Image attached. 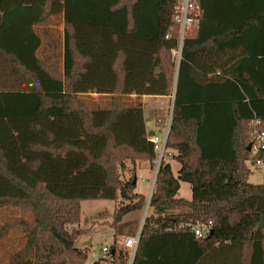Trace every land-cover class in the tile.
<instances>
[{
    "label": "trees",
    "instance_id": "16d2710c",
    "mask_svg": "<svg viewBox=\"0 0 264 264\" xmlns=\"http://www.w3.org/2000/svg\"><path fill=\"white\" fill-rule=\"evenodd\" d=\"M181 1L0 0V209L30 213L0 229V242L23 234L8 264H86L82 232L67 226L79 224L82 202L119 198L130 203L115 211L111 259L127 264L117 238L145 197L118 168L159 156L142 103L127 98L172 95L166 149L181 168L176 177L163 158L150 201L157 217L146 219L133 264H264V185L249 182L256 159L245 143L252 121L264 130V0H193L202 15L177 65ZM61 14L57 72L38 56L35 27ZM88 94L109 106L90 108ZM181 182L191 200L178 197ZM210 222L198 238L193 227Z\"/></svg>",
    "mask_w": 264,
    "mask_h": 264
},
{
    "label": "rangeland",
    "instance_id": "374dc122",
    "mask_svg": "<svg viewBox=\"0 0 264 264\" xmlns=\"http://www.w3.org/2000/svg\"><path fill=\"white\" fill-rule=\"evenodd\" d=\"M36 32L43 38V46L38 52V56L45 61L47 64L57 65V72L62 71V60H63V46H64V17L63 15H56L51 17L45 23L40 24L35 27ZM50 36L52 39V45H48L46 38L44 37ZM54 50V51H53ZM46 51L45 53H43ZM172 57L174 60V56L172 53ZM1 61V59H0ZM2 62H0V73L3 74L1 68ZM177 64V63H176ZM4 65V64H3ZM5 66V65H4ZM5 77V76H4ZM6 78V77H5ZM2 79V77H1ZM9 88L12 87V84L7 83ZM81 99L92 109L98 108H106L110 104V99L107 96H100L98 94H88L83 95ZM128 99V100H127ZM127 103H136L137 101L141 102L143 105V99L137 98L133 96L131 98H127ZM152 105V110L147 112L148 116H156L158 112H161L159 107L164 106V102L162 100H151L149 101ZM168 105V104H166ZM173 108L169 105L165 111L161 115V121H163L164 126H167L172 121ZM154 117L153 119H155ZM170 129V128H169ZM154 137L159 136V132H154ZM250 138V139H249ZM249 138H245V143L251 140L252 144V136H251V125H250V135ZM159 139L161 140L160 148L162 149L164 143V136L160 135ZM250 144V145H251ZM249 145V146H250ZM248 146V147H249ZM167 150L165 148L161 150L158 156V161L153 165L150 164L149 161L146 160H135L128 159L123 163V166L119 169V178L126 182L130 179H134L138 176V184L134 191L137 194H146L145 197V205L142 210L132 212L128 214L124 219L122 224L129 225L126 228L122 229V237H118V250L124 251L128 257L127 264L131 263L135 251L131 249H126L121 246V242L123 238H132L137 235L140 236V231L143 228V225L147 218L149 217H157L155 214V210L150 207V201L152 194L156 187V178H157V170L159 164L163 158L169 162L175 173V176H178L179 165L177 163L166 156ZM166 156V157H164ZM252 158V157H251ZM255 160L249 161L248 166L251 170L250 182L256 185H264V166L254 167ZM156 176L155 179L153 177ZM152 179L154 181H152ZM181 189L179 192V198H183L186 200L192 199V191L189 184L181 182ZM134 200L133 203H135ZM121 203L123 205H127L130 202L122 201L120 198L117 201H105V200H97V201H84L81 205V217L80 222L74 226H67V230L72 232L73 230H77L82 232V235L76 241V247L82 250H86L88 253V260L86 264H112L111 256H105L102 253L103 248H108L111 250V247L114 243V237L117 231L112 229V224L114 223V214L117 209L121 207ZM180 210H173L172 213H178ZM20 216H30V213L25 210L15 209V208H5L0 209V229L3 227L5 222L11 218L20 217ZM23 234L21 230H15L8 238L2 240L0 242V264H8L10 257L24 244ZM137 251V250H136ZM111 253V252H110Z\"/></svg>",
    "mask_w": 264,
    "mask_h": 264
},
{
    "label": "built area",
    "instance_id": "2783aa9c",
    "mask_svg": "<svg viewBox=\"0 0 264 264\" xmlns=\"http://www.w3.org/2000/svg\"><path fill=\"white\" fill-rule=\"evenodd\" d=\"M176 15L175 21L179 26V43L178 48L173 51L174 60L179 65L181 60V52L184 40L188 33L192 32L197 28L200 22L202 11L200 6L193 0H182L175 8ZM251 125V136L253 138L251 144V157L256 159L254 162V167L264 166V159L257 158L260 155H264V130L262 129V122L260 120H254L250 123ZM155 145L157 152L160 153L165 146L160 148L161 140L158 137H153L151 140ZM212 223L202 224L198 223L193 227V232L198 238H205L210 232ZM139 235L132 238H123L121 246L126 249H131L136 251L139 245ZM120 243V242H119ZM111 250L108 248H103L102 253L105 256H111Z\"/></svg>",
    "mask_w": 264,
    "mask_h": 264
},
{
    "label": "crops",
    "instance_id": "0c3cea01",
    "mask_svg": "<svg viewBox=\"0 0 264 264\" xmlns=\"http://www.w3.org/2000/svg\"><path fill=\"white\" fill-rule=\"evenodd\" d=\"M143 99V111H144V119H145V124H146V129H147V136L150 140H152V138L156 135H154V132H159V136H157L158 138L160 137V135L164 136V143L163 146H165L166 148V144H167V138L169 135V128H170V124H168L167 126H164L163 121H161V115L163 113H165L167 107L170 105L171 109L174 106V95L169 96V97H160V96H144L142 97ZM162 100L164 102V106L163 107H159L161 112H158L156 116H148L147 112L152 110V105L151 103H149V101L151 100ZM168 104V105H166ZM154 117H156L155 119H153ZM167 150V149H166ZM167 157L173 159L177 165L180 166V164L174 159V156L177 155L176 151L173 150H167ZM167 161V160H166ZM169 163V162H168ZM170 164V163H169ZM171 165V164H170ZM172 167V165H171ZM180 168L178 169L177 173L179 174ZM172 171H173V167H172ZM174 172V171H173ZM175 175V173H174ZM251 176V175H250ZM138 176H136L137 178ZM178 177V176H177ZM156 176L153 177V179H155ZM152 179V181H154ZM249 182H250V178H249ZM251 183V182H250ZM137 184H138V178H137ZM256 185V184H255ZM181 189V188H180ZM192 191V190H191ZM141 195H146L144 193H142ZM131 264V263H130Z\"/></svg>",
    "mask_w": 264,
    "mask_h": 264
},
{
    "label": "water",
    "instance_id": "95a60500",
    "mask_svg": "<svg viewBox=\"0 0 264 264\" xmlns=\"http://www.w3.org/2000/svg\"><path fill=\"white\" fill-rule=\"evenodd\" d=\"M248 151H249V152L251 151V145L248 147ZM159 167H160V164H159ZM159 167H158V170H157V174H158V171H159ZM157 174H156V175H157ZM136 183H137V180L135 179L134 184H136ZM263 226H264V218H263L262 223H261V227H263ZM141 233H142V229H141V231H140V237H141ZM140 237H139V241H140ZM113 254H114V252H113ZM113 254H112V256H113ZM135 254H136V251H135V253H134L133 259H134V257H135ZM133 259H132V261H131V264H133Z\"/></svg>",
    "mask_w": 264,
    "mask_h": 264
}]
</instances>
